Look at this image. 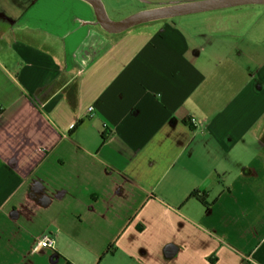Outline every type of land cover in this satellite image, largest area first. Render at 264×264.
<instances>
[{"label": "crops", "instance_id": "1", "mask_svg": "<svg viewBox=\"0 0 264 264\" xmlns=\"http://www.w3.org/2000/svg\"><path fill=\"white\" fill-rule=\"evenodd\" d=\"M190 14L0 0V264H264V21Z\"/></svg>", "mask_w": 264, "mask_h": 264}, {"label": "water", "instance_id": "2", "mask_svg": "<svg viewBox=\"0 0 264 264\" xmlns=\"http://www.w3.org/2000/svg\"><path fill=\"white\" fill-rule=\"evenodd\" d=\"M86 1L92 5L98 24L105 31L110 33H117L136 24L157 19L170 18L174 16L203 12L207 10L219 9L240 4H264V0H200L142 10L130 14L123 19L112 20L106 15V12L100 0Z\"/></svg>", "mask_w": 264, "mask_h": 264}, {"label": "rangeland", "instance_id": "3", "mask_svg": "<svg viewBox=\"0 0 264 264\" xmlns=\"http://www.w3.org/2000/svg\"><path fill=\"white\" fill-rule=\"evenodd\" d=\"M199 15H208L210 19L208 21H215L217 24L225 25L227 23L237 22L238 20L242 21H253L258 20V18L262 17L264 21V6L263 5H255V6H242V7H233L222 10H215L212 12H208V14H190L185 16L186 18L195 17L197 18ZM111 18V17H110ZM206 21V20H205ZM203 21V23H205Z\"/></svg>", "mask_w": 264, "mask_h": 264}, {"label": "built area", "instance_id": "4", "mask_svg": "<svg viewBox=\"0 0 264 264\" xmlns=\"http://www.w3.org/2000/svg\"><path fill=\"white\" fill-rule=\"evenodd\" d=\"M191 122L192 123H194L195 121H194V119L192 118L191 119ZM40 241H45V243H46V246H50V244H51V240L49 239V237L47 236V235H44L37 243H36V246H37V244L40 242ZM45 247V246H44Z\"/></svg>", "mask_w": 264, "mask_h": 264}, {"label": "clouds", "instance_id": "5", "mask_svg": "<svg viewBox=\"0 0 264 264\" xmlns=\"http://www.w3.org/2000/svg\"><path fill=\"white\" fill-rule=\"evenodd\" d=\"M44 246H46L45 241H40V242L37 244V246L33 249V251H34V252H35V251H38L40 247H44ZM51 246H53V247L55 246V241H52Z\"/></svg>", "mask_w": 264, "mask_h": 264}, {"label": "trees", "instance_id": "6", "mask_svg": "<svg viewBox=\"0 0 264 264\" xmlns=\"http://www.w3.org/2000/svg\"><path fill=\"white\" fill-rule=\"evenodd\" d=\"M103 139V138H102ZM190 196H193V194H191ZM108 251H110V249H108Z\"/></svg>", "mask_w": 264, "mask_h": 264}]
</instances>
